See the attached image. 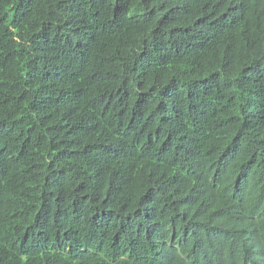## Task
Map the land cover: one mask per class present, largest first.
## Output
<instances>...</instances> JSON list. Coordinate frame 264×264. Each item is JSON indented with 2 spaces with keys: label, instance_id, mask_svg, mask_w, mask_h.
Listing matches in <instances>:
<instances>
[{
  "label": "trees",
  "instance_id": "16d2710c",
  "mask_svg": "<svg viewBox=\"0 0 264 264\" xmlns=\"http://www.w3.org/2000/svg\"><path fill=\"white\" fill-rule=\"evenodd\" d=\"M0 264H264V0H0Z\"/></svg>",
  "mask_w": 264,
  "mask_h": 264
}]
</instances>
